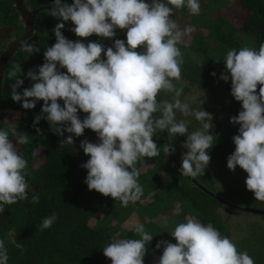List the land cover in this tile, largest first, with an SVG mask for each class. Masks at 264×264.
Returning <instances> with one entry per match:
<instances>
[{
	"label": "clouds",
	"instance_id": "9594fccd",
	"mask_svg": "<svg viewBox=\"0 0 264 264\" xmlns=\"http://www.w3.org/2000/svg\"><path fill=\"white\" fill-rule=\"evenodd\" d=\"M185 7L192 15L201 12L199 0H74L72 4L54 0L49 15L71 21L74 27L69 30L82 39L66 38L62 31L65 23H57L53 29L56 43L46 47L45 62L27 72L32 86L19 91L24 84L20 64L8 72V79L14 81L10 85L13 101L22 102L24 109H35L37 102L43 101L33 121L38 133L43 119L62 137L65 132L83 136L85 129L97 134L99 143L85 139L80 144L90 157L81 165L87 169L85 183L89 191L110 196L123 207L143 196L137 164L160 155L153 139L157 133L166 130L170 141L173 136L187 137L181 176L204 174L211 161L213 115L182 102L183 88L174 83L182 79L184 64L178 44L196 31L192 26L181 31L172 18L175 10ZM117 29L127 30L126 42L115 39ZM93 35L114 39V44L105 48L100 42H83ZM40 50L36 42L23 44V51L30 56ZM223 61L226 73L220 79L231 80V95L242 102L243 109L230 118V123L240 127L233 137L235 151L227 158V167L233 172L237 166L243 169L247 190L254 193L256 201L264 202V42L258 50L229 49ZM161 93H173V99H160ZM81 111L87 114L83 119ZM177 112L183 117L194 116L201 127L189 132L188 122L177 119ZM10 131L16 144L10 140L9 131L0 130V213L5 205L28 199V161L16 145L28 144L30 137L15 126ZM63 142L75 144L73 135ZM175 151L173 143L163 146L165 156ZM39 202V193H35L31 203ZM58 219L55 212L46 216L38 225L39 231L52 228ZM134 231L140 239L113 238L103 248V255L112 264H145L146 245L154 237L143 224L138 223ZM170 234L176 243H156L157 250L163 249L158 264H255L234 239L190 216ZM9 259L5 241L0 239V264H8Z\"/></svg>",
	"mask_w": 264,
	"mask_h": 264
},
{
	"label": "trees",
	"instance_id": "16d2710c",
	"mask_svg": "<svg viewBox=\"0 0 264 264\" xmlns=\"http://www.w3.org/2000/svg\"><path fill=\"white\" fill-rule=\"evenodd\" d=\"M226 1H230L227 12L212 18L205 33L202 32L198 36L193 33L190 44L185 42V37L178 44L184 59L180 81L198 84L213 95L214 108L209 113L213 115L214 128L210 131L214 134V146L209 149V154L211 158H215V161L220 158L227 161L235 151L233 137L239 134L240 125L230 123V118L243 110L242 102L236 101L231 95V80L225 82L220 79L221 75L226 73L225 63L221 69L217 68V65L221 59L224 60L229 49L235 48L238 51L246 43H252L258 49L260 43L264 42V0ZM23 2L32 12L41 10L36 16L34 35L26 41L36 42L41 50L30 56L23 51V43L11 59L2 84L0 130L9 131V138L14 144L17 141L11 135L12 126L30 137L28 144L16 145L18 153L28 161L26 176L29 184L28 199L18 201L11 206L5 205L4 212L0 213V239L5 241L8 249L10 257L8 264H112L111 260L103 255V248L113 238H141L135 233L134 227L127 230L120 227L122 222L118 223V220H122L124 212L131 211L132 214L140 209L141 215H136L130 223L132 224L139 221V218L143 217L142 214L146 215V210L153 212L159 204H168V202L181 203L191 213L192 218L205 225H213L222 235L231 238L226 222L218 216V211L231 203L237 204H231L232 207L242 210L238 205H241L240 201L247 199L258 204L256 199H253L251 191L247 190L246 180L235 178L232 174L228 179L227 176L223 178L218 172V167L210 162L206 172L201 174V177H195L201 187L193 185L189 177L181 176L180 168L175 166L172 158L163 153V146L166 144L164 132L157 133L153 138L160 149V155L151 159L145 158L137 164L141 170L138 182L143 187V196L136 203H129L127 207H123L120 201H115L110 196L105 197L95 190L89 191L85 183L87 169L81 165L90 157L84 154L80 144L85 139L99 143L95 132L85 129L83 136L80 137L65 132L62 137L54 133L51 125L43 119L38 125L41 132L36 131L33 121L41 112L43 101H38L35 109H24L22 102L13 101L10 85L14 81L8 79V72L14 65L20 64L22 68L20 78L24 80V84L19 91L30 88L33 81L27 77V72L45 62L43 53L46 47L56 43L53 29L57 23H65L62 31L66 38L73 41L82 38L69 30L74 26V24L72 27L69 26L72 24L71 21L64 22L49 15L54 0H23ZM63 2L72 4L74 0H63ZM146 2L151 3V0ZM199 3L202 8L203 1L199 0ZM188 11L187 7L175 10L172 18L177 22L179 16H185ZM24 31L25 23L16 2L0 0V55L11 44H7V41L11 38L17 39ZM116 31L115 39H123L126 42L127 30ZM89 41L100 42L105 48L114 44V39H102L96 35L86 38L83 42ZM60 70L66 72V69ZM213 72L216 76L212 75ZM169 94L174 96L173 93ZM163 95L166 100L170 96L161 93L159 98L165 99ZM60 103L63 106L62 100ZM79 115L83 119L87 114L81 111ZM159 115L158 113L157 116ZM188 128L189 132H192L193 127L189 123ZM166 133L169 139V134L167 131ZM68 135H73L75 144H64L63 140ZM186 139V136H173L171 141L169 140V143H173L176 148L173 155L177 161L182 162V154L186 152L183 143ZM34 151L37 153L35 156H33ZM206 174L214 178L208 184L205 180ZM185 179L188 180V184L183 183ZM222 183H226L227 186L223 188L220 185ZM217 185H220L223 191L218 190ZM227 191L231 193L228 194ZM35 193H39V204L31 203ZM153 199L154 203H152ZM168 208L165 210L158 206V210L163 209L164 213H167ZM53 212L59 219L52 228L39 231L38 225L43 218ZM162 217L166 218L165 215ZM260 217L264 219V216ZM92 219H95L96 224L91 225ZM124 222L127 223V220ZM167 225L168 223L161 227L156 221H152L145 229L154 237L152 243L146 245L148 253L145 256V264H151L153 252L157 253L158 260L163 254L162 248L156 249L158 241L168 240L176 243L175 240L167 238ZM241 233V231L237 232L234 238L239 250L247 251L255 260V264H264L262 226L248 230L245 236Z\"/></svg>",
	"mask_w": 264,
	"mask_h": 264
},
{
	"label": "rangeland",
	"instance_id": "374dc122",
	"mask_svg": "<svg viewBox=\"0 0 264 264\" xmlns=\"http://www.w3.org/2000/svg\"><path fill=\"white\" fill-rule=\"evenodd\" d=\"M201 1H203V3H202L201 12L199 15H192L190 11H188L186 12L185 16H179L177 24L179 25V29L181 31H183L188 26H193L196 29V31L193 32L196 34V36H198L202 32L205 33L206 29L208 28V25L211 23L210 20L216 17L217 15H224V13L227 12L229 4H230V1L227 2L226 0H221V1L201 0ZM72 25L73 24H69L70 27H72ZM193 33H191V35L189 36H185L186 43H189V44L191 43V41L193 40V37H192ZM13 40H14L13 38L9 39L7 41V44L12 43ZM83 41H85V39ZM106 43L108 44V42ZM243 47H250V48L257 49L255 45L252 43H246L244 44ZM222 67H224V61L221 59L219 61V64L217 65V68L221 69ZM174 83L176 84L178 88H181V87L183 88V93L180 96L181 101L189 103L190 107L193 110H203L204 109L207 112H209L210 110H212V108H214L213 95L209 90L202 88L200 85L194 84V83H187L183 81H180V83H178V81H174ZM167 94L170 95L169 93ZM162 97L166 99L164 95ZM172 99L173 97L171 95L167 98V100L169 101H171ZM177 119L186 120V122H188L190 126L193 127L192 131H195L201 127L200 122L197 121L194 116L183 117L179 112H177ZM185 150L186 152L188 151V149L186 148ZM178 162H179V165H181L182 167V162H180V160ZM210 162L215 167H218V172L219 174H221L223 178L227 176V179H228L230 178L231 174L235 178H240L242 180H246L247 178V173L243 169H241L239 166H237L234 172L229 170V168L227 167V161L224 158H220L218 161H215V158H211ZM199 176L201 177V174ZM205 176L207 178L205 179L206 184L214 180V178H210L209 176H207V174ZM214 182H215L214 185H216V181ZM183 183L188 184V180L187 179L183 180ZM199 185L201 186L200 183ZM220 185H222L223 188L227 186L226 183L225 184L222 183ZM220 185H217L216 188L220 191H223V188L220 187ZM230 193L231 192H228V194ZM251 194H252L253 199H255L253 192H251ZM249 198H251V196H249ZM247 201H249V204L247 203ZM154 202L155 201L153 199L152 203ZM240 202H241V205H238V206H241L242 208L253 207V208L264 210V202L257 201L258 204H256L248 199L240 201ZM168 204L165 203L163 205L161 204L158 205L165 210L169 207L167 210V213L162 212L163 209L158 210V206H157L153 212L146 210L147 214L146 215L142 214L143 217H140L139 221H135L132 224L130 223L132 222L133 218L136 215H141L140 209H137L132 214H130L131 211L124 212V215L121 217L122 220L121 221L118 220V223L122 222L120 227L123 230H127L133 227L135 228V226L138 223L143 224L145 229H147V226L149 227L150 222L152 221H156V223H158V225L161 227L165 226L166 223H168L167 238L169 240H175L171 236L170 232L173 231L179 223L185 222V217H189V216L191 217V213H189V211H187L182 206V204L179 202H168ZM231 204L237 205L236 203H231ZM231 204L226 206L225 208L220 209L218 211V216L221 217L222 220L226 222L228 234L231 235L232 239H234L237 236V232L239 231H241L242 232L241 234L245 236L248 230H251V229H254L260 226H262V229L264 230V219L262 218L258 219L256 218L258 216H252V214L250 215V213L247 214L243 212L242 210H239L238 208L232 207ZM170 206H173V207H170ZM163 215L166 216L168 221H166L165 217H162ZM124 220H127V223H125ZM94 224H96V221L95 219H92L91 225H94ZM152 258L153 259H152L151 264H157L158 263L157 253L153 252Z\"/></svg>",
	"mask_w": 264,
	"mask_h": 264
},
{
	"label": "water",
	"instance_id": "95a60500",
	"mask_svg": "<svg viewBox=\"0 0 264 264\" xmlns=\"http://www.w3.org/2000/svg\"><path fill=\"white\" fill-rule=\"evenodd\" d=\"M19 8V11L21 13V17L24 20L25 23V31L22 36L15 39L8 47L3 51V53L0 55V114L2 109V84L4 79L5 71L11 61V59L14 57V55L17 53L19 48L23 43H25L27 40H29L35 32V25H36V16L41 10H37L34 12H31L29 8L24 4L23 0H14ZM158 115V113H156ZM165 141L166 144L169 143V139L167 136L166 131H164ZM173 160H175V157L173 154L169 155ZM196 182L195 180H193ZM242 211L258 215V216H264V210L252 208V207H244L241 208Z\"/></svg>",
	"mask_w": 264,
	"mask_h": 264
},
{
	"label": "flooded vegetation",
	"instance_id": "af4514ba",
	"mask_svg": "<svg viewBox=\"0 0 264 264\" xmlns=\"http://www.w3.org/2000/svg\"><path fill=\"white\" fill-rule=\"evenodd\" d=\"M29 9H30V8H29ZM31 12H32V11H31ZM172 160H173V159H172ZM173 161H174V163H175V166H177V167H179V168L181 169V165H179L177 159L175 158V160H173ZM189 180H191V182H192L193 185H194V183H195L198 187H201L196 179H194V178H192V177H189ZM193 180H195L196 182H194ZM247 203L249 204V201H247ZM252 208H253V207H252ZM243 212H244V211H243ZM245 213H247V212H245ZM247 214H249V213H247ZM250 215H251V214H250ZM252 216H258V215H253V214H252ZM256 218L261 219V218H263V217L258 216V217H256Z\"/></svg>",
	"mask_w": 264,
	"mask_h": 264
}]
</instances>
